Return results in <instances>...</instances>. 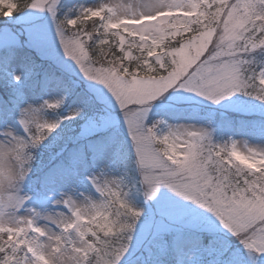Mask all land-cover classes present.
Returning a JSON list of instances; mask_svg holds the SVG:
<instances>
[{
    "label": "snow or ice",
    "instance_id": "snow-or-ice-1",
    "mask_svg": "<svg viewBox=\"0 0 264 264\" xmlns=\"http://www.w3.org/2000/svg\"><path fill=\"white\" fill-rule=\"evenodd\" d=\"M56 3L0 26V264H264V149L149 122L180 89L264 136V0Z\"/></svg>",
    "mask_w": 264,
    "mask_h": 264
},
{
    "label": "rangeland",
    "instance_id": "rangeland-1",
    "mask_svg": "<svg viewBox=\"0 0 264 264\" xmlns=\"http://www.w3.org/2000/svg\"><path fill=\"white\" fill-rule=\"evenodd\" d=\"M28 0L26 3H30ZM68 2V3H67ZM114 3H134L138 0H112ZM7 3L16 4L15 0H7ZM62 3H67L70 8L69 11H65L68 14H75L81 6L89 7L98 0H57L56 8L58 14V8ZM20 8L13 9V17H5L4 12L7 11L6 5H0V13L2 15L0 26H3L6 30H12L19 32L22 25L17 19L20 13H17ZM65 13H59L58 15H64ZM34 17L39 19L43 23H47L50 19L46 12L35 13ZM262 53L257 51L255 54ZM264 66V65H261ZM260 66V67H261ZM77 80H82L83 77H76ZM85 83H87L85 81ZM242 101L247 102L249 105L258 103L251 97H242ZM226 103V102H225ZM232 115L234 117L243 116L245 118H239L238 124H235L234 120L224 124L223 122L217 123L214 120V115ZM261 112L259 108L237 110L233 107H221L220 105H213L200 97L194 96V94L184 92L183 90L177 89L171 95L158 99L153 102V108L149 113V122L152 120H162L165 124L161 125L162 131H167L169 125H196L209 127L213 130V137L216 142L223 143L229 137L239 142V148L243 149L245 144L251 147H257L264 149V136H261L259 131V118ZM253 117L255 122L252 125L245 124V119ZM218 223V222H217ZM223 234L232 242L233 245H238L235 237H232L229 233L222 230ZM135 247V242L133 244ZM192 264L191 254L178 255V259L174 264Z\"/></svg>",
    "mask_w": 264,
    "mask_h": 264
},
{
    "label": "trees",
    "instance_id": "trees-1",
    "mask_svg": "<svg viewBox=\"0 0 264 264\" xmlns=\"http://www.w3.org/2000/svg\"><path fill=\"white\" fill-rule=\"evenodd\" d=\"M28 0H15L16 2V5L18 8H22L23 5L27 2ZM68 3V2H67ZM67 3H62V5L59 6L58 8V14L60 13H65V11H69L70 8L67 6ZM62 16V15H60ZM1 13H0V21H1ZM253 58H254V63H253V66L257 68V70L259 69V67L261 65H264V52L262 53H258V54H255L253 55ZM239 118L243 119L245 117L243 116H239V117H234L232 115H214V120L216 121L217 120V123H221L223 122L224 124H227L228 122H231L232 123V120H234L235 124H238V120ZM254 118L253 117H248L247 119H245V124H250L252 125L253 122H255V120H253ZM228 121V122H227ZM178 255L179 254H170L168 255L167 257L164 258V264H174L178 258Z\"/></svg>",
    "mask_w": 264,
    "mask_h": 264
}]
</instances>
